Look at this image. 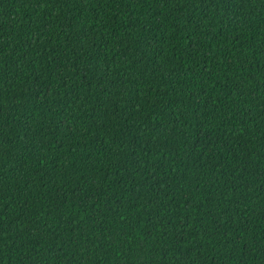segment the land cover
Instances as JSON below:
<instances>
[{"label": "trees", "instance_id": "obj_1", "mask_svg": "<svg viewBox=\"0 0 264 264\" xmlns=\"http://www.w3.org/2000/svg\"><path fill=\"white\" fill-rule=\"evenodd\" d=\"M0 264H264V0H0Z\"/></svg>", "mask_w": 264, "mask_h": 264}]
</instances>
